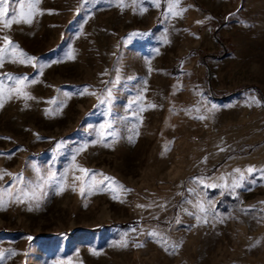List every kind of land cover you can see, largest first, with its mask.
Returning a JSON list of instances; mask_svg holds the SVG:
<instances>
[{
  "label": "rangeland",
  "instance_id": "obj_1",
  "mask_svg": "<svg viewBox=\"0 0 264 264\" xmlns=\"http://www.w3.org/2000/svg\"><path fill=\"white\" fill-rule=\"evenodd\" d=\"M170 2L9 0L0 264H264V0Z\"/></svg>",
  "mask_w": 264,
  "mask_h": 264
},
{
  "label": "snow or ice",
  "instance_id": "obj_2",
  "mask_svg": "<svg viewBox=\"0 0 264 264\" xmlns=\"http://www.w3.org/2000/svg\"><path fill=\"white\" fill-rule=\"evenodd\" d=\"M178 3H179V0H175L174 3H172V2L168 3L169 12L172 15H174V16L180 14V13H177V12H174L173 11V9L178 5ZM8 5H9V0H0V18H3V17H5L8 14V11H9ZM157 6H159V3L158 2H157ZM20 7L23 8L24 7V4L21 3L20 4ZM30 7H31V5H30ZM13 21L19 22L18 17H17V15L15 13V9H13V14H12L11 18L10 19H7L5 21V27H10V25L13 23ZM28 22L31 23V20L29 19ZM4 39L7 42V45L11 46L12 51L15 52V50H16V48L18 46L11 45V42L8 41V38L7 37H5ZM7 51H8V48L7 47L0 48V65H2L3 60H4V56L7 53ZM20 55L23 56L28 61H31V60L35 59L33 57L26 56V54H24L22 52L20 53ZM68 56H69V58H72V53L71 52L68 53ZM15 59L16 58H14V62H15ZM8 78L11 79V80H15L17 83H22L23 82V79H26V78L13 77V76H11V74L8 75ZM32 82L34 83L35 81H32ZM85 91H87V90H85ZM109 95H110V93H109ZM25 98H31V97L28 96L27 93H25ZM204 118L205 117H203V116L199 117V119H204ZM100 127L103 129L105 126L104 125H101ZM129 139H131V137ZM79 151H80V149H77V152H79ZM221 151H223V149H221ZM73 161H75V157H73ZM80 171H82L84 173H87L88 172L87 169H83V168H81ZM246 171L248 173H252L254 171V169L252 167H249ZM259 171H261L262 173H264V169L259 170ZM235 172L240 174V180H242L243 179V176H244V173L240 169H235ZM0 178H2V177H0ZM16 179L17 180H22V177L17 176ZM106 179H109V178H106ZM197 182L198 183H203V180H198ZM205 186L208 187V186H213V185H205ZM238 186H241L240 181L233 180L232 187L235 188V187H238ZM64 187H65V185L62 182H58L57 185H56L57 194L62 193L64 191ZM20 192L23 194V196L25 198H29L31 200H36L37 199L34 193H32V195L29 196V193L28 192H25L23 189H20ZM16 199L19 200L20 197L18 196V197H16ZM37 206H38V201H37ZM196 207H197V209H198L199 212H202L203 213V212L206 211L204 204L198 203L196 205ZM196 219L199 221L201 219V217L199 215H197L196 216ZM123 246H126V243Z\"/></svg>",
  "mask_w": 264,
  "mask_h": 264
}]
</instances>
